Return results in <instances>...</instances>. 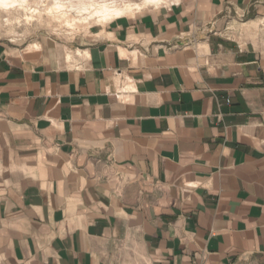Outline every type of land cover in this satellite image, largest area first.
I'll return each mask as SVG.
<instances>
[{
    "label": "crops",
    "instance_id": "1",
    "mask_svg": "<svg viewBox=\"0 0 264 264\" xmlns=\"http://www.w3.org/2000/svg\"><path fill=\"white\" fill-rule=\"evenodd\" d=\"M128 15L0 41V264H264V0Z\"/></svg>",
    "mask_w": 264,
    "mask_h": 264
},
{
    "label": "rangeland",
    "instance_id": "2",
    "mask_svg": "<svg viewBox=\"0 0 264 264\" xmlns=\"http://www.w3.org/2000/svg\"><path fill=\"white\" fill-rule=\"evenodd\" d=\"M182 0H162L159 5L146 0H118L123 6L131 4L129 16H138L150 9L170 6ZM13 7L0 8V41L28 46L48 42L63 54L68 66L75 67L83 52L80 44L98 22L94 12L97 5L112 4L113 0H13ZM86 6V7H85ZM227 21L217 27V33L234 39L235 25ZM235 34V35H234ZM83 59V58H82Z\"/></svg>",
    "mask_w": 264,
    "mask_h": 264
},
{
    "label": "bare ground",
    "instance_id": "3",
    "mask_svg": "<svg viewBox=\"0 0 264 264\" xmlns=\"http://www.w3.org/2000/svg\"><path fill=\"white\" fill-rule=\"evenodd\" d=\"M25 0H21L23 2ZM147 3L149 4H155L159 5L162 0H146ZM118 0H113L112 4H102V5H97L94 16H97L98 22L101 24H105L113 19L123 17L127 15V12L138 8H133L131 4H125L123 6H120L118 4ZM14 4L13 0H0V8H10L13 7L12 5ZM86 7V6H85Z\"/></svg>",
    "mask_w": 264,
    "mask_h": 264
},
{
    "label": "built area",
    "instance_id": "4",
    "mask_svg": "<svg viewBox=\"0 0 264 264\" xmlns=\"http://www.w3.org/2000/svg\"><path fill=\"white\" fill-rule=\"evenodd\" d=\"M212 32H216V31L212 30ZM183 42L186 43V42H189V40H184ZM80 56H81V54H80Z\"/></svg>",
    "mask_w": 264,
    "mask_h": 264
}]
</instances>
